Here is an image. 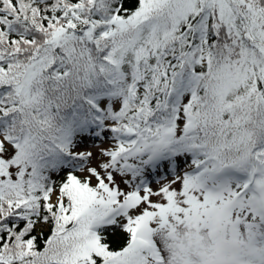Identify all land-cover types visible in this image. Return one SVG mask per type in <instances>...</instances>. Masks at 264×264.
I'll return each mask as SVG.
<instances>
[{"label": "snow or ice", "instance_id": "1", "mask_svg": "<svg viewBox=\"0 0 264 264\" xmlns=\"http://www.w3.org/2000/svg\"><path fill=\"white\" fill-rule=\"evenodd\" d=\"M0 264H264V0H0Z\"/></svg>", "mask_w": 264, "mask_h": 264}]
</instances>
